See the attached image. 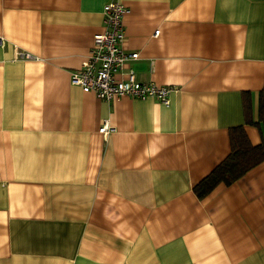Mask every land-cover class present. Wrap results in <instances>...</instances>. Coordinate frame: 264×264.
Instances as JSON below:
<instances>
[{"label":"crops","instance_id":"0c3cea01","mask_svg":"<svg viewBox=\"0 0 264 264\" xmlns=\"http://www.w3.org/2000/svg\"><path fill=\"white\" fill-rule=\"evenodd\" d=\"M114 2L168 106L70 84ZM0 38V264H264V162L193 192L231 128L261 143L264 0H0Z\"/></svg>","mask_w":264,"mask_h":264},{"label":"built area","instance_id":"2783aa9c","mask_svg":"<svg viewBox=\"0 0 264 264\" xmlns=\"http://www.w3.org/2000/svg\"><path fill=\"white\" fill-rule=\"evenodd\" d=\"M127 12L128 8L120 3L114 2L104 6L105 30L93 36L88 56L81 66L71 73L70 84L105 102L123 97L141 100L153 98L168 106L170 94L175 90L173 87L152 82L143 83L136 78L132 69L122 72L125 63L138 58L136 52H127L123 48V17ZM157 34L158 30L155 31V35ZM3 46L4 41L0 38V47ZM15 58L31 59L33 56L26 52H17ZM113 131L114 128H110L107 123L98 129L103 136Z\"/></svg>","mask_w":264,"mask_h":264},{"label":"trees","instance_id":"16d2710c","mask_svg":"<svg viewBox=\"0 0 264 264\" xmlns=\"http://www.w3.org/2000/svg\"><path fill=\"white\" fill-rule=\"evenodd\" d=\"M245 124L255 126L260 133L261 143L252 145L243 125L229 130L230 152L207 176L193 187L198 199L209 195L219 184L226 186L241 178L245 173L264 162V89L258 96L257 119H252L250 97L242 98Z\"/></svg>","mask_w":264,"mask_h":264}]
</instances>
